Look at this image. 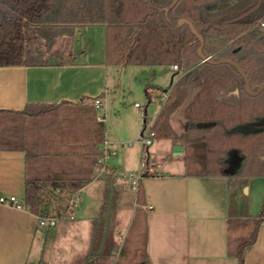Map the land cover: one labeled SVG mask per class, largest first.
Masks as SVG:
<instances>
[{
    "label": "trees",
    "instance_id": "1",
    "mask_svg": "<svg viewBox=\"0 0 264 264\" xmlns=\"http://www.w3.org/2000/svg\"><path fill=\"white\" fill-rule=\"evenodd\" d=\"M261 24L264 0H0V68L49 66L59 52L54 47L61 43L60 38L71 37L78 28L104 26L107 64L123 68L176 66L177 73H183L175 90L179 97L190 83L197 84L196 94L185 108L188 120L181 139L187 145L205 144L209 157L204 174L264 176V128L246 131L247 124L264 121V89L253 95L264 86ZM233 84L238 103L220 100L218 94ZM148 88L149 84L145 85L150 102ZM171 97L169 92L166 101ZM67 108V103L32 104L20 112L0 111V148L26 152L20 206L37 218H49L46 206L53 194L75 193L96 178L95 170L100 171L97 160L101 153L95 145L80 162L78 156L44 151L37 142H26L14 125L18 118L33 121L47 118L46 114H53V124H57L56 112ZM90 109L88 113L93 112ZM67 112L74 113V119L78 115L74 109ZM171 112L165 102L150 128L153 140L172 138ZM99 122L98 142L102 143L103 124ZM146 122L144 115L143 126ZM232 154L238 159L237 167ZM239 224L245 225V232ZM261 224L264 200L255 217L229 219L227 254L237 264H244ZM130 229L142 232L140 255H135L133 264H148L144 215L138 210Z\"/></svg>",
    "mask_w": 264,
    "mask_h": 264
},
{
    "label": "crops",
    "instance_id": "2",
    "mask_svg": "<svg viewBox=\"0 0 264 264\" xmlns=\"http://www.w3.org/2000/svg\"><path fill=\"white\" fill-rule=\"evenodd\" d=\"M60 42L54 47L59 52L53 55L49 66L0 68V111L20 112L32 104L58 106L67 103L68 111L74 109L78 112L73 121L82 127L67 136L60 134L59 129V135L38 141L40 148L72 154L83 162L91 146L95 145L98 150L101 145L98 141L101 136L99 121H102L103 141L109 143L108 150L114 151L115 156L106 161L104 170H95L96 178L80 190L58 194L66 195L68 201L64 218H73L76 229H80L73 237L66 235L64 238L65 234L56 233L57 220L54 227L41 228L37 217L28 210L0 205V264H41L45 255L53 257L54 264H63L71 257H77L75 264H129L131 259L134 263L136 256L130 252L121 258L126 249L120 247L137 210L144 215V254L148 264H237L236 259L227 254L228 221L238 217L236 207L230 205L228 182L239 177L231 173L187 172L183 161L184 155L187 157L185 147L172 143L170 139L158 140L166 142L165 145L149 151L151 159L161 168L157 175L141 179L139 192L134 193L135 205L122 226L124 232L113 226L114 221H103L102 226L98 225L96 213L99 202L104 201L102 196L108 186L107 177L115 166L120 165L110 164L117 155L118 144L108 138L103 117L97 115L96 110L120 89L116 76L123 67L106 62L104 26L78 28L71 37L60 38ZM59 55L66 57L60 61L56 59ZM168 70L177 79L180 77L171 66ZM147 92L156 93L154 98L166 101L170 91L155 86L148 88ZM94 100L100 101V108L94 107ZM89 107L93 112H87L91 110ZM134 108L139 111L141 106L134 105ZM143 114L146 116L145 108ZM147 123L145 126L142 123V130ZM137 131L138 124L134 121L130 132L136 135ZM175 146L181 147L178 157L173 156ZM159 150L165 154L166 162H162ZM25 159V150L0 148V195L22 200ZM85 192L96 197L89 207L82 202ZM240 192L249 194V186L242 184ZM73 196L79 201L68 211ZM48 215L54 218L49 212ZM58 237L61 241L57 240ZM47 239L53 241V248L45 249ZM244 264H264V224L259 226Z\"/></svg>",
    "mask_w": 264,
    "mask_h": 264
},
{
    "label": "rangeland",
    "instance_id": "3",
    "mask_svg": "<svg viewBox=\"0 0 264 264\" xmlns=\"http://www.w3.org/2000/svg\"><path fill=\"white\" fill-rule=\"evenodd\" d=\"M130 34H127V37ZM63 56V57H62ZM59 55L56 59L60 61L66 57V55ZM65 56V57H64ZM112 69V68H111ZM119 69V68H118ZM178 71V70H177ZM113 76V75H112ZM183 76V73H180V77L177 79V76L174 75L171 71L168 70V67H132L128 66L118 70V81L120 84V89L116 91L112 97H109L104 106L101 109L96 110V114L100 117H103L104 124L106 127V133L109 135V139L116 141L117 155L114 159L110 160V164L118 163L119 167L115 166L112 173L107 177L108 186L105 192L103 193L102 199L104 201L99 202V207L96 215L99 219V226H102L103 221H114V227L118 228L121 233L124 232L122 229L124 220H127L130 210L135 205V194L129 188L128 181L125 178L127 173L137 171L140 161V153L142 149V142L140 141L141 126L143 123V110H146V120L147 127L146 130L151 127L152 122L155 120L156 116L159 114L164 102L170 107L171 115L169 117V123L172 129V138L170 139L174 144H181L185 147L187 152V159L185 162V167L187 172L191 173H205L207 172L206 158L209 155L205 153V144L197 143L187 145L181 137L184 136V128L187 123V115L185 113L186 106L192 101L197 91V84H189L187 86V92L179 97L175 94V90L179 88L180 79ZM149 84V87H161L162 89L167 88L171 92L170 101H165L164 98L156 99L152 95V100L148 104L147 97L144 93L145 85ZM236 92V93H235ZM220 100H224L229 103L237 104L238 91L236 84L226 88L218 94ZM138 104L141 106V113L134 108V105ZM63 110V109H62ZM67 110L56 112L57 124H53L52 121L53 114H46L47 118H38L36 120H26L18 118L17 122L14 124L19 127L26 136V142L34 143L44 140V138L53 137L55 135L64 134L67 136L71 131L78 130L82 126L80 123L74 120V116L67 114ZM62 114L65 117H62ZM138 124L137 134L134 135L130 132V125L134 123ZM47 125L50 126V129H47ZM78 125V126H77ZM6 126V125H5ZM5 128V127H4ZM58 130V131H57ZM4 131V130H3ZM52 131V134L49 132ZM146 137V131L144 132ZM62 135V136H65ZM150 146L148 150H152L155 147L161 149L160 145H165L166 142H161L157 140L150 139ZM35 144V143H34ZM122 151V156H121ZM159 156L162 158V162H166L165 154L159 150ZM161 166V165H160ZM242 184L249 186V194L240 192V187ZM228 191H229V201L230 205L236 207L237 216L241 218L255 217L260 209L262 200H264V176L256 177H241L238 179L231 178L228 182ZM66 195L54 194L48 200L46 208L48 212L54 216L57 220V232L69 235V237L75 236V233L78 232L76 229V222L73 218H64V210L67 207L68 203ZM82 196V195H81ZM93 195L83 194L82 202L84 204H89L90 202L95 201ZM99 198V197H98ZM77 201L79 198L76 196ZM46 205V204H45ZM44 205V206H45ZM65 219V220H64ZM117 222H115V220ZM98 225H95L98 226ZM239 224V228L245 229V225ZM112 227V225L110 226ZM84 231V230H83ZM137 232L133 229H129L125 238L122 240L120 249H126L121 258L128 256V252L133 255H140V246L142 241V232ZM112 233V232H111ZM58 241H61L60 238H57ZM53 241L47 239V243L44 245L45 249L53 248ZM130 248V250H128ZM115 255V254H114ZM116 257V256H115ZM77 257L68 258V261H65L63 264H75ZM53 257L44 256L41 264H54L52 262ZM133 259H131L129 264H133ZM137 258L135 259V261ZM128 264V263H127Z\"/></svg>",
    "mask_w": 264,
    "mask_h": 264
},
{
    "label": "built area",
    "instance_id": "4",
    "mask_svg": "<svg viewBox=\"0 0 264 264\" xmlns=\"http://www.w3.org/2000/svg\"><path fill=\"white\" fill-rule=\"evenodd\" d=\"M171 69L177 71L178 68L176 66H171ZM93 105L95 108H100L101 103L99 100H94ZM135 107L139 108L140 106L138 104H135ZM141 113V109L139 110ZM146 131V137L144 132ZM151 131L150 128L146 130V127L143 128L142 134L140 136V141L142 142V149L140 153V161H139V167L137 171L127 173L125 175V178L128 181L129 188L136 194L139 188V184L142 178L146 176H155L159 172L161 166L160 164L155 163L151 159V155L149 153L148 147L150 146L151 142ZM108 142L104 140L101 145L98 148V151L101 153V156L97 160V166L100 168V170H104L106 167V161L115 156L114 151L108 150ZM77 199L76 196H73L71 201L68 205V211H70L72 208L76 207ZM0 205L1 206H7L14 209H23L20 206V201L13 197V196H4L0 195ZM150 209V208H148ZM38 220V226L41 228H47V227H54L56 224V220L54 218H37Z\"/></svg>",
    "mask_w": 264,
    "mask_h": 264
},
{
    "label": "flooded vegetation",
    "instance_id": "5",
    "mask_svg": "<svg viewBox=\"0 0 264 264\" xmlns=\"http://www.w3.org/2000/svg\"><path fill=\"white\" fill-rule=\"evenodd\" d=\"M261 25L264 26V24H261ZM261 128H264V121L251 122V123L246 125V131H255V130H259ZM232 156H234L232 158L233 159V165L237 167L238 159H237L236 155L232 154Z\"/></svg>",
    "mask_w": 264,
    "mask_h": 264
},
{
    "label": "water",
    "instance_id": "6",
    "mask_svg": "<svg viewBox=\"0 0 264 264\" xmlns=\"http://www.w3.org/2000/svg\"><path fill=\"white\" fill-rule=\"evenodd\" d=\"M205 60H207V59H205ZM246 89H247L248 92H250V91H249V87H248V83H247V81H246ZM262 89H264V86L260 87V88L258 89V91H257L256 93H254L253 95L259 93ZM250 94H251V93H250ZM180 155H181V147H180V146H175V147H173V156L178 157V156H180Z\"/></svg>",
    "mask_w": 264,
    "mask_h": 264
}]
</instances>
